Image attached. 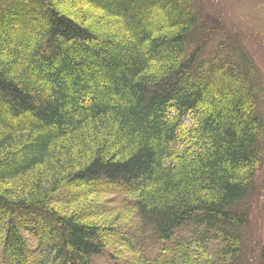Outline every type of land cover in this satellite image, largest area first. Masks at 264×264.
Wrapping results in <instances>:
<instances>
[{"label": "trees", "instance_id": "16d2710c", "mask_svg": "<svg viewBox=\"0 0 264 264\" xmlns=\"http://www.w3.org/2000/svg\"><path fill=\"white\" fill-rule=\"evenodd\" d=\"M197 1L0 0V264H252L264 75Z\"/></svg>", "mask_w": 264, "mask_h": 264}, {"label": "rangeland", "instance_id": "374dc122", "mask_svg": "<svg viewBox=\"0 0 264 264\" xmlns=\"http://www.w3.org/2000/svg\"><path fill=\"white\" fill-rule=\"evenodd\" d=\"M198 5L209 15L211 23H219L234 43H239L254 54L264 75V0H198ZM264 115V93H263ZM189 122V119L186 120ZM64 195V194H63ZM62 195V196H63ZM61 196L56 199L61 201ZM250 232L248 251L253 256L252 264H261L264 260V164L256 177L255 193L250 197ZM139 226V241L142 247L149 248L156 241L152 239L151 227ZM185 227L182 232H186ZM30 245H35L30 237ZM113 247V246H111ZM156 251V247L154 248ZM139 257V250L134 251ZM110 248L95 256L93 264H135L132 253Z\"/></svg>", "mask_w": 264, "mask_h": 264}]
</instances>
